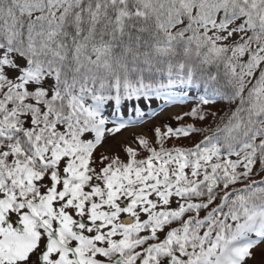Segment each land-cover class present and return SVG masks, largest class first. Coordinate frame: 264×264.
<instances>
[{"label":"snow or ice","instance_id":"snow-or-ice-1","mask_svg":"<svg viewBox=\"0 0 264 264\" xmlns=\"http://www.w3.org/2000/svg\"><path fill=\"white\" fill-rule=\"evenodd\" d=\"M0 264H264V0H0Z\"/></svg>","mask_w":264,"mask_h":264},{"label":"trees","instance_id":"trees-1","mask_svg":"<svg viewBox=\"0 0 264 264\" xmlns=\"http://www.w3.org/2000/svg\"><path fill=\"white\" fill-rule=\"evenodd\" d=\"M199 92L196 89L186 90L184 92H175L173 93V96L175 97L174 100L169 101L165 103V101L156 98L155 102H145V106L143 107L144 112L148 113L149 115H152L157 110H160L165 107H170L172 105H181V106H187L191 107L193 106V101H195L198 98ZM217 108L223 107L222 105L215 106ZM119 111V110H118ZM132 116V110L131 108L128 109L127 117ZM148 119L145 117V120Z\"/></svg>","mask_w":264,"mask_h":264},{"label":"rangeland","instance_id":"rangeland-1","mask_svg":"<svg viewBox=\"0 0 264 264\" xmlns=\"http://www.w3.org/2000/svg\"><path fill=\"white\" fill-rule=\"evenodd\" d=\"M189 108L190 107L181 106V105H179V106H172L170 108H166V109L163 110V112L161 114L156 115L152 120H149L148 122L144 123L143 126H137L135 128L141 129V132H148V131H150V129L152 127L157 126V125H160V124H163V123L169 121L170 118L172 116H174L176 113H180V112H183V111H187ZM209 110L212 111V112H215L217 110V107H211ZM208 123L211 124L212 121L209 120ZM205 126H207V125H205ZM130 129H132V128H130ZM130 129H126L122 133V138H129L132 135L137 134V132H130L129 131Z\"/></svg>","mask_w":264,"mask_h":264},{"label":"bare ground","instance_id":"bare-ground-1","mask_svg":"<svg viewBox=\"0 0 264 264\" xmlns=\"http://www.w3.org/2000/svg\"><path fill=\"white\" fill-rule=\"evenodd\" d=\"M129 131H130V132H137V133H139V132H141V129L132 128V129H130Z\"/></svg>","mask_w":264,"mask_h":264}]
</instances>
